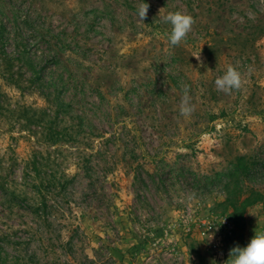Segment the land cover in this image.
Returning <instances> with one entry per match:
<instances>
[{
    "label": "rangeland",
    "instance_id": "rangeland-1",
    "mask_svg": "<svg viewBox=\"0 0 264 264\" xmlns=\"http://www.w3.org/2000/svg\"><path fill=\"white\" fill-rule=\"evenodd\" d=\"M237 156L264 195V0H0V264H227ZM244 217L242 248L264 204Z\"/></svg>",
    "mask_w": 264,
    "mask_h": 264
},
{
    "label": "clouds",
    "instance_id": "clouds-1",
    "mask_svg": "<svg viewBox=\"0 0 264 264\" xmlns=\"http://www.w3.org/2000/svg\"><path fill=\"white\" fill-rule=\"evenodd\" d=\"M149 4L143 2L137 9V15L143 22L147 18ZM162 8L159 11V21L171 26L170 32L167 33V41L172 47L179 46L181 43H186L188 34L192 31L195 24L194 18L187 13L181 11L169 12L161 14ZM202 47V45H201ZM200 52L195 53L198 61L201 60ZM202 63V61H201ZM217 90L229 94L233 90H239L243 85L241 73L237 68L228 65L224 74L217 77L215 80ZM188 86L185 85L179 106V113L183 117H190L194 111V106L191 104V97L188 94ZM225 222V219L222 223ZM221 223V224H222ZM213 227L209 226L208 230ZM210 234V233H209ZM214 239V234H210L206 241L211 242ZM227 264H264V231L256 232L246 247L236 246L230 250Z\"/></svg>",
    "mask_w": 264,
    "mask_h": 264
},
{
    "label": "trees",
    "instance_id": "trees-1",
    "mask_svg": "<svg viewBox=\"0 0 264 264\" xmlns=\"http://www.w3.org/2000/svg\"><path fill=\"white\" fill-rule=\"evenodd\" d=\"M244 158H245L244 156L236 157V160L234 162V168H233L234 170L232 173L236 181L234 180L232 181L234 186L231 190L227 192V197L224 200L227 207L231 210L229 212V218L233 221L235 225V230H234L235 237L237 239L239 238L235 244V247L236 246L242 247L244 244V240L241 237L240 231H243L244 229V220H245L244 215H245L247 208L255 204H258V203L264 204V195L262 194V192L258 191L255 188L250 187L248 188L245 194H242V191L240 187L238 186L239 184L238 176H241L242 173H247L250 169V165L245 161ZM61 185L62 187L66 186L65 180L62 181ZM46 202H47L46 199L43 198L44 205H46ZM29 209H32V211L37 215H39V211L41 210L39 206L30 207Z\"/></svg>",
    "mask_w": 264,
    "mask_h": 264
}]
</instances>
